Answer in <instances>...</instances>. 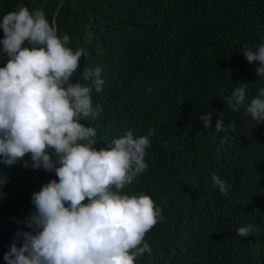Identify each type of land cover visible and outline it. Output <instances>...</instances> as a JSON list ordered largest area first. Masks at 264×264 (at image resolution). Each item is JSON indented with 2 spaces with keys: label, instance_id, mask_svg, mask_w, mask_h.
Segmentation results:
<instances>
[{
  "label": "trees",
  "instance_id": "1",
  "mask_svg": "<svg viewBox=\"0 0 264 264\" xmlns=\"http://www.w3.org/2000/svg\"><path fill=\"white\" fill-rule=\"evenodd\" d=\"M58 2L0 0V20L26 6L53 22ZM56 18L69 47L85 53L73 79L82 82L84 67L102 69L92 99L103 111L84 121L97 130V147L155 129L149 167L125 189L150 195L164 217L146 234L151 254L137 264H264V123L224 100L241 84L246 102L264 87L258 62L242 53L264 43V0H64ZM209 111L222 116L223 130L215 131L217 115L204 129L200 116ZM213 174L227 182V195ZM54 178L0 164V264L34 210L32 193ZM248 224L259 234L237 235Z\"/></svg>",
  "mask_w": 264,
  "mask_h": 264
},
{
  "label": "clouds",
  "instance_id": "2",
  "mask_svg": "<svg viewBox=\"0 0 264 264\" xmlns=\"http://www.w3.org/2000/svg\"><path fill=\"white\" fill-rule=\"evenodd\" d=\"M0 29V60L7 61L0 67V164L55 174L32 193L34 210L3 259L6 264H137L151 254L146 234L164 217L150 195L125 189L148 169L155 129L141 136L128 130L98 148L97 130L84 121L103 111L92 99L93 89L103 88L102 69L84 67L82 82L73 79L84 50L69 47L70 37L59 34L43 8L10 11ZM242 53L250 64L258 62L255 71L264 78V43L245 46ZM246 96L247 83L224 100L233 112L244 109L264 123V87L250 102ZM213 115L200 116L205 130ZM217 116L219 132L225 125ZM211 179L222 196L228 194L225 180L216 174ZM254 233L259 234L254 224L237 229L241 237Z\"/></svg>",
  "mask_w": 264,
  "mask_h": 264
},
{
  "label": "water",
  "instance_id": "3",
  "mask_svg": "<svg viewBox=\"0 0 264 264\" xmlns=\"http://www.w3.org/2000/svg\"><path fill=\"white\" fill-rule=\"evenodd\" d=\"M63 2H64V0H59L58 4H57V6H56V8L54 10L53 21L55 22L56 26H57V18H56L57 17V12H58V10H59V8H60V6L62 5Z\"/></svg>",
  "mask_w": 264,
  "mask_h": 264
}]
</instances>
